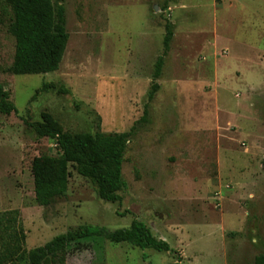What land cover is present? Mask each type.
I'll use <instances>...</instances> for the list:
<instances>
[{
	"label": "rangeland",
	"instance_id": "374dc122",
	"mask_svg": "<svg viewBox=\"0 0 264 264\" xmlns=\"http://www.w3.org/2000/svg\"><path fill=\"white\" fill-rule=\"evenodd\" d=\"M64 5L69 40L60 67L14 75L6 68L15 38L0 0V83L18 109L0 113V212L19 211L24 247L83 224L113 230L139 219L176 253L94 238L65 264H254L264 253V0ZM168 20L174 36L160 89L137 122ZM44 115L79 135L137 122L121 202L99 198L70 165L66 196L37 203L32 161L58 153L55 139L30 125Z\"/></svg>",
	"mask_w": 264,
	"mask_h": 264
},
{
	"label": "trees",
	"instance_id": "16d2710c",
	"mask_svg": "<svg viewBox=\"0 0 264 264\" xmlns=\"http://www.w3.org/2000/svg\"><path fill=\"white\" fill-rule=\"evenodd\" d=\"M4 4L5 13L9 15L8 31L15 38L13 61L6 71L14 75L56 71L69 40L64 0H4ZM173 36V24L168 20L163 50L155 62L147 94L148 102L137 122L146 118L149 102L160 89L158 79ZM17 110L10 91L0 83V113L8 115ZM135 124L129 131L112 133L101 131L98 125L95 132L79 135L65 131L49 115H44L42 121L30 123L38 137L55 139L58 149L56 155L42 154L32 161L37 203L49 206L66 196L70 165L92 183L99 198L121 202L120 192L127 186L123 163ZM19 218L18 210L0 212V264H65L70 253L85 249L86 241L94 238H103L115 244L126 243L140 249L176 253L168 241L157 238L151 228L139 219L128 227L113 230L103 225L83 224L56 235L42 246L27 250L24 247L26 235ZM180 261L177 258L168 264H181ZM254 264H264V253L255 257Z\"/></svg>",
	"mask_w": 264,
	"mask_h": 264
}]
</instances>
